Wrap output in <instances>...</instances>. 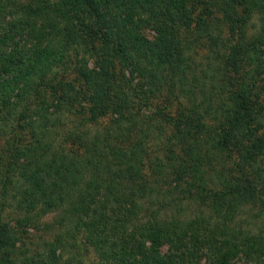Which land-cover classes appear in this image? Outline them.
I'll return each instance as SVG.
<instances>
[{"label": "trees", "instance_id": "1", "mask_svg": "<svg viewBox=\"0 0 264 264\" xmlns=\"http://www.w3.org/2000/svg\"><path fill=\"white\" fill-rule=\"evenodd\" d=\"M240 261L264 264V0H0V264Z\"/></svg>", "mask_w": 264, "mask_h": 264}, {"label": "rangeland", "instance_id": "2", "mask_svg": "<svg viewBox=\"0 0 264 264\" xmlns=\"http://www.w3.org/2000/svg\"><path fill=\"white\" fill-rule=\"evenodd\" d=\"M147 36H148V38H150V39H153L154 38V33L152 32V31H147ZM187 207H185V209H186ZM254 212H255V209H254V211H253V213H252V215H251V220H250V223L254 226V225H257V224H262V221L261 220H254ZM196 213V208H190V209H188V212H187V217L188 216H193L194 214ZM246 219H248L247 218V216H246ZM237 264H245L244 262H242V261H240V262H238Z\"/></svg>", "mask_w": 264, "mask_h": 264}]
</instances>
